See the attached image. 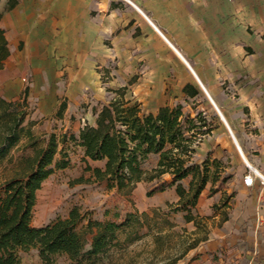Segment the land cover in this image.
I'll list each match as a JSON object with an SVG mask.
<instances>
[{
  "label": "crops",
  "instance_id": "crops-1",
  "mask_svg": "<svg viewBox=\"0 0 264 264\" xmlns=\"http://www.w3.org/2000/svg\"><path fill=\"white\" fill-rule=\"evenodd\" d=\"M9 2L14 6L7 10ZM0 16L9 51L0 70V97L15 101L26 90V102L43 118L37 130L56 125L78 134L86 124L94 125L92 110L71 123L66 116L79 111L88 96L96 104L107 103L111 94L100 80L111 75L112 63L119 76L128 78L125 65L169 57L164 41L183 63L174 67L182 94L191 98L183 92L189 85L199 95L194 78L223 121L203 141L200 154L217 161L227 157L235 176L227 220L212 227L207 239L177 264H264V183H243L246 167L264 177V0H0ZM245 48L250 55H244ZM214 50L213 72L209 56ZM206 76L222 80L231 95L211 88ZM136 82L137 76H130L120 88H125L126 100L141 109L140 100L154 101V113L168 106L161 87L150 91V97H132ZM63 103L62 116L53 119ZM217 104L226 108V119ZM244 111L246 119L241 118ZM151 157L156 158L154 169L159 156ZM175 189L151 196L149 206L177 203ZM205 194L206 188L195 207L199 214L217 203ZM31 226L45 225L36 227L31 221Z\"/></svg>",
  "mask_w": 264,
  "mask_h": 264
},
{
  "label": "trees",
  "instance_id": "trees-1",
  "mask_svg": "<svg viewBox=\"0 0 264 264\" xmlns=\"http://www.w3.org/2000/svg\"><path fill=\"white\" fill-rule=\"evenodd\" d=\"M13 6L9 2L7 10ZM8 55L4 32L0 29V70ZM107 92L116 97L110 98L100 109L93 108L92 114L96 117L94 125L86 124L78 135L62 133L57 136L53 133L45 146L39 145V139L29 137L26 148L32 149V155L22 158L12 175L0 184V264H18L17 250L31 248L38 250L43 264H55L54 256H65L70 264H80L85 256L97 257L105 253L116 234L126 227H142L140 219L146 221L148 231L158 229L155 219L160 216H164L163 224L169 225L165 219L169 213H162L160 208L141 216L126 213L123 219L115 213V220L107 222L93 221L87 215H81L78 208H73L68 218L33 228L31 221L36 192L55 169L68 167L65 149L68 143L82 149L83 160L87 164L88 161L105 162L104 169L88 165L87 170L93 173L97 182L105 183L109 191L115 190L119 195L129 197L140 182L151 184L147 197L176 186L179 200L175 204H166V207L170 213H184V221L193 223L203 235L192 239L184 252L167 264H177L189 250L207 239L204 218L194 215L193 211L207 184L214 186L218 173L216 167L220 161H212L215 166L212 176L209 175L207 160L201 165L190 164V161L195 153V141L210 135L212 124L207 123L200 113L196 115V123L180 105L161 107L156 113L146 114L139 103L125 99V88ZM183 92L191 98L197 96L189 85ZM26 95L25 90L24 100ZM19 106V102H6L0 97V158L18 143L22 132ZM64 106L61 104L59 110ZM152 154L158 155L159 159L157 166L148 171L143 165ZM56 155H60L58 160ZM164 175H169L171 181L162 179ZM181 182H185L187 187ZM211 192L215 190L211 189ZM232 196L222 206L216 207L223 210L219 223L227 220L226 209ZM83 222L86 224L79 229ZM87 234H91L92 238L89 250L84 251ZM131 234L133 230L127 233L125 242L139 238L137 232L132 239ZM155 240L158 242L159 238ZM116 244L120 245L119 242Z\"/></svg>",
  "mask_w": 264,
  "mask_h": 264
},
{
  "label": "rangeland",
  "instance_id": "rangeland-1",
  "mask_svg": "<svg viewBox=\"0 0 264 264\" xmlns=\"http://www.w3.org/2000/svg\"><path fill=\"white\" fill-rule=\"evenodd\" d=\"M259 36L260 35H256L257 38H260ZM163 43L168 49L169 57H155L149 62L145 61L137 65H125V76H128L129 79L130 76H137L136 84L130 88L132 97L136 98L137 95L141 93H146V95L150 97V91H156L157 87H161L164 92V103L166 105L170 107L180 105L183 108V112L189 115L190 119L195 120L196 123H198L196 115L200 113L202 117L206 119L207 123L212 124V127L219 124L223 125L221 117L212 103L208 100L203 89L199 86L198 81H195L194 78L191 77L192 85L199 91V95L196 98L191 99L182 94L181 89L177 86L178 80L174 67L178 63L182 65L183 63L164 41ZM244 51V55L251 54L246 48ZM215 53L216 51L214 50L211 54L212 56H209V58L212 59L210 67L213 69V72L215 58L212 57L216 56ZM109 70L111 75H101L100 82L104 90L116 91L127 84L129 79L123 78L121 75L119 76V73L116 72V63H112L109 66ZM151 71H154L153 75H150V73H152ZM160 75H162L163 79L160 78ZM205 79L204 81L210 84L211 88L216 86L221 94H230L231 88L227 84L223 85L222 80H216V77L210 80L207 76ZM206 88L209 90L208 87ZM113 97L116 96L110 95V98ZM152 99L158 98L152 96ZM140 101L144 113H154V109L158 104L151 100ZM10 102L20 103L19 111L22 113V132L19 135L17 145L11 148L3 158H0V184L12 175V172L18 167L22 158L32 155V149L26 148L30 136L39 139L40 146H45L49 136L53 133L57 136H60L62 133H66L67 135L74 134L69 127L65 126L67 128L64 129L57 125L58 127L55 128V124V126L50 125L51 128L49 130L46 128L37 130L35 126L39 121L43 120V118H39L35 115L34 106L31 104L29 105L22 96L18 100ZM63 104L65 105V103ZM100 106V104H96V102L88 96L86 97V104L83 103L79 111L68 114V116H66V121H68V123L75 122L87 113V111L91 112L93 108L100 109ZM217 106L226 119V114L224 113L226 108L222 107L220 104H217ZM65 107L66 106H64V109L57 111L53 119H55V117H61V113L65 111ZM246 116L247 112L244 111L241 118L246 119ZM42 124L43 123H41L40 126ZM227 133L231 136L230 131L227 130ZM210 135L202 137L201 141H199V139L195 141L193 146L195 153L191 157L190 164L201 165L207 160L210 171L209 175L212 176L213 171H215V166L212 164L213 159L209 154L202 156L198 150L201 148V144L205 139L209 140ZM211 138H213V135ZM65 149L69 165L63 170L55 169L53 174L44 182L42 188L37 193L36 206L33 209L32 215L33 226L38 227L59 219H66L73 208H78L81 215H87L91 220L100 222L115 220L113 216L115 213H119L121 219H123L126 213H133L137 216H141L142 213L150 214L151 210L155 208H160L162 213H169L165 218L169 222V225L163 224L162 221L164 216H160L155 219L159 230L154 229L148 231L146 221L140 219L139 221L143 222L142 227H126L116 234L115 240L107 247L105 253L97 257L85 256L80 260V264H167L170 260L182 254L187 245L191 243L192 239L202 237L203 234L201 231H197L193 223H186L184 221V213H170L166 205L149 206L152 203V199L147 197L146 193L151 184L144 183L136 186L129 197L119 195L115 190L109 191L105 183L97 182L93 173L87 170L89 164L84 162L81 148L73 143H68ZM59 158L60 155H56L55 159L58 160ZM155 160V157L148 158L143 168L150 171ZM101 165L102 164L90 163V167L92 168L102 167V169H104V166ZM216 170L218 172L216 176L217 180L214 186H212L211 183L207 184L205 195L208 198L212 197L215 201L217 200V203L209 207V211L206 213L199 214L195 209L193 211L194 215L204 218L207 233L220 221L223 210L220 209V207H216L222 206L223 202L232 194L234 187L233 183H235V176L232 175V166L229 164V159L227 157L219 162ZM247 173L253 174V169L251 170L246 167L245 174ZM257 173L261 175L258 171ZM257 176L258 175L255 176V180L261 182L258 178L259 176ZM162 179L168 182L171 181L169 175H164ZM181 184L187 187L185 182H181ZM211 189H214L215 192H211ZM85 224L86 223L83 222L79 226V229ZM132 230L133 234L130 236L131 239L136 232L139 238L127 243L125 242L126 235ZM91 238V234L86 235L84 251L89 250ZM156 238H159L158 242L155 240ZM116 242H119L120 245H117ZM16 257L18 258V264H43L39 257V252L35 248H31L27 251L17 250ZM181 259L179 261H181ZM53 261L55 264H70L65 256H54Z\"/></svg>",
  "mask_w": 264,
  "mask_h": 264
},
{
  "label": "built area",
  "instance_id": "built-area-1",
  "mask_svg": "<svg viewBox=\"0 0 264 264\" xmlns=\"http://www.w3.org/2000/svg\"><path fill=\"white\" fill-rule=\"evenodd\" d=\"M253 174L247 173V174L244 175V177H243L244 185H246L248 187L253 185V183L255 181V176H256L255 174H254L255 176ZM258 178L261 180L262 183H264V178H261V177H258Z\"/></svg>",
  "mask_w": 264,
  "mask_h": 264
},
{
  "label": "bare ground",
  "instance_id": "bare-ground-1",
  "mask_svg": "<svg viewBox=\"0 0 264 264\" xmlns=\"http://www.w3.org/2000/svg\"><path fill=\"white\" fill-rule=\"evenodd\" d=\"M253 172H254L256 175H258L259 177L263 178L261 175H259V174L257 173V171H256L255 169H253Z\"/></svg>",
  "mask_w": 264,
  "mask_h": 264
}]
</instances>
